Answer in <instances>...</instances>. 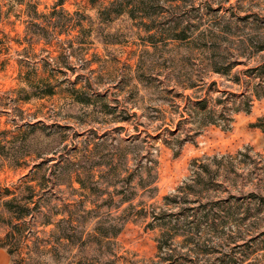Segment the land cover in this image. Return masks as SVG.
<instances>
[{
	"label": "rangeland",
	"instance_id": "rangeland-1",
	"mask_svg": "<svg viewBox=\"0 0 264 264\" xmlns=\"http://www.w3.org/2000/svg\"><path fill=\"white\" fill-rule=\"evenodd\" d=\"M0 246L264 264V0H0Z\"/></svg>",
	"mask_w": 264,
	"mask_h": 264
},
{
	"label": "trees",
	"instance_id": "trees-1",
	"mask_svg": "<svg viewBox=\"0 0 264 264\" xmlns=\"http://www.w3.org/2000/svg\"><path fill=\"white\" fill-rule=\"evenodd\" d=\"M140 1H143V0H140ZM61 5H62V3H61V1L54 7V10H55V8L56 7H61ZM53 12H55V11H53ZM54 14H56V13H54ZM51 93V91L50 90H48V91H41V95H39V96H42V95H44V94H50ZM6 204H8V206H11L10 204H11V202H8V203H6ZM10 211H11V209H10ZM13 212H15V211H13ZM23 217V214L21 213V212H18V213H16V218L17 219H20V218H22ZM0 249H4L5 250V248L3 247V246H0ZM6 251V253L8 254V256L11 254V252L9 251V250H5Z\"/></svg>",
	"mask_w": 264,
	"mask_h": 264
},
{
	"label": "crops",
	"instance_id": "crops-1",
	"mask_svg": "<svg viewBox=\"0 0 264 264\" xmlns=\"http://www.w3.org/2000/svg\"><path fill=\"white\" fill-rule=\"evenodd\" d=\"M71 46H73L72 43H69V47L66 48L67 51L69 52L68 54H70V50H71L68 48H71ZM45 95L47 94H44V96ZM0 264H9V256L4 249H0Z\"/></svg>",
	"mask_w": 264,
	"mask_h": 264
}]
</instances>
